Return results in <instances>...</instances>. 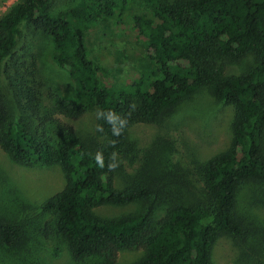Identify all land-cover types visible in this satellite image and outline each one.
Instances as JSON below:
<instances>
[{"label":"trees","instance_id":"16d2710c","mask_svg":"<svg viewBox=\"0 0 264 264\" xmlns=\"http://www.w3.org/2000/svg\"><path fill=\"white\" fill-rule=\"evenodd\" d=\"M60 3L20 0L0 17V147L21 166H59L65 176L64 188L42 205L40 234L56 251L67 246L90 264H216L214 250L225 237L264 264V220L247 202V190L264 185V0ZM108 21L145 48L129 81L113 80L91 58L89 33ZM24 30L51 40L73 95L49 85L39 54L19 51ZM250 57L247 72L229 73ZM203 90L233 107L229 146L205 161L180 156L167 172L154 147L118 187L123 162L140 150L134 129L161 124ZM21 237L0 221L1 243ZM123 252L140 255L121 262Z\"/></svg>","mask_w":264,"mask_h":264},{"label":"rangeland","instance_id":"374dc122","mask_svg":"<svg viewBox=\"0 0 264 264\" xmlns=\"http://www.w3.org/2000/svg\"><path fill=\"white\" fill-rule=\"evenodd\" d=\"M20 0H0V17ZM55 8H61L60 0H54ZM140 9L139 4L135 7ZM132 16V13L130 14ZM128 20V21H126ZM124 23L130 29L131 19ZM88 43L91 58L106 66L115 81L125 82L136 77L145 48L132 34L115 21H108L90 31ZM19 51L29 50L38 55V65L49 85L63 96H71L75 85L64 70L56 66L52 59L53 46L46 37H38L24 30ZM250 57L234 64L229 73L240 75L254 64ZM233 107L219 103L206 90L184 100L174 111L165 116L157 125H138L133 136L139 142V153L123 162L122 173L117 178V186L123 188L131 176L145 166L147 152L152 148L161 151L157 156L160 168L167 172L171 164L180 156L192 160H208L226 149L231 142V122ZM71 124H77L69 120ZM147 157V159H146ZM151 160V157L149 158ZM65 186V176L59 166L28 168L15 163L0 147V221L7 220L20 229L22 237L13 245L0 242V264H90V261H76L67 246L55 250V243L40 234L45 218L42 212L44 202L60 192ZM248 188V187H247ZM250 189V188H249ZM252 193L248 202L251 213L264 220V185L262 189L247 190ZM106 209L105 213H115ZM4 219V220H3ZM260 232L264 236L261 227ZM244 248L228 237L222 238L214 250L216 264H259L257 259L243 255ZM138 252H123L121 262H131L138 258Z\"/></svg>","mask_w":264,"mask_h":264}]
</instances>
